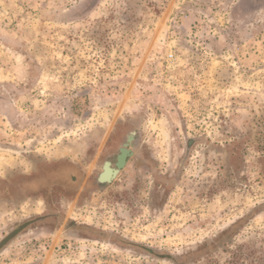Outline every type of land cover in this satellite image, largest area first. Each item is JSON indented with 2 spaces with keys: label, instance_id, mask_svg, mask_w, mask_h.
I'll list each match as a JSON object with an SVG mask.
<instances>
[{
  "label": "rangeland",
  "instance_id": "374dc122",
  "mask_svg": "<svg viewBox=\"0 0 264 264\" xmlns=\"http://www.w3.org/2000/svg\"><path fill=\"white\" fill-rule=\"evenodd\" d=\"M114 127L169 187L82 191ZM62 162L0 200V264H264V0H0V188Z\"/></svg>",
  "mask_w": 264,
  "mask_h": 264
},
{
  "label": "flooded vegetation",
  "instance_id": "af4514ba",
  "mask_svg": "<svg viewBox=\"0 0 264 264\" xmlns=\"http://www.w3.org/2000/svg\"><path fill=\"white\" fill-rule=\"evenodd\" d=\"M131 133H134V136H133V139L131 141V145L128 146V148L132 151V153H133L132 156H130L126 159V163H125L123 169H121L119 172H117L111 178L110 182H108V183L107 182H105V183L98 182V177L100 176V174H102L104 172L103 168H104V165L106 162H109V169L110 170L117 169L116 163H117V156L120 152L119 151L120 147L126 143L127 138ZM137 143H138V134L134 128H130L124 134V132H121L119 128L114 127V130L112 131V135L109 136L105 145L103 146V149L101 152L102 157L100 160L98 171L93 176H90L89 178H87V180L84 182V186L82 187V191L85 192L87 190H90V191L94 190L93 192H95V191L98 192V191H101L102 189H104L106 186H110V185L114 184L115 182L120 181V178L122 177L124 172H126V169L128 167H130L131 169L134 168L132 166H135L134 165L135 161L138 163L140 162L141 167H146L148 170H150V172H151L150 174L153 177V179H154L153 182H155V184L159 183L158 185L161 187H164V188L169 187V184L172 182L173 179L171 180L168 178V176L160 175L159 172L154 169L153 161L151 159H146V156L144 154L140 153L141 149L137 147ZM155 165L156 164H154V166ZM74 167H76V166L69 164V163H66V162H62V163H60L59 166H57V169H55V170H58V171H54L50 167L44 168V167L40 166L37 169V173L39 172L38 174H33L31 176L23 175L25 177L20 176L16 181H14V182H13V180L11 181V182H13L12 185L8 184V185H5L2 188H0V200H2V201L17 200L21 203H26V201H29L30 205H35V204L39 205L40 204L39 199H43L42 201H45V200H47L45 198L50 196L48 194H45V197H44V193H47L49 190L52 191L51 189L53 186H50V184H49L46 187V183H48V181L51 177L55 178V176L60 173V174H62V176H60V177L63 179H67V182H69V183H70V181H71V183L72 182L75 183L76 181H78V182L80 181V179L83 176V172L78 167H76L78 170L74 169ZM136 167L138 169V170H136V172H137L140 170V168L138 166H136ZM71 172H75V175H74L75 180H72L74 178L69 176V174ZM68 176L71 179H69ZM106 177H107V175L105 176V178ZM41 188H45L44 189L45 191L42 194V196H39V195H37V193H38V191H40ZM162 202H163V198H162ZM162 202H161V204H162ZM41 219H43V217H41V215H38L34 218L30 217V219H28L26 222L20 223L19 225H17L18 228L12 236L15 237V234L18 233L19 231H21V229H24L25 227H27L31 223L36 222V221H40ZM70 222H71L70 224H72L73 221H70ZM80 230H81L82 235H84V231L87 234H88V231L91 232L89 229L84 228V226H81ZM235 230H236V228L234 227V225H232L230 228L225 230L227 232H224V234H222V233L218 234L215 237H234L235 233H233V232ZM90 235H91V237H100L101 239L99 241H101V242H105V240H104L105 237H119V235H116L114 233H110L109 230H107V231L102 230L100 235H94L93 233L92 234L89 233V236ZM120 240L126 242L123 239H120ZM108 243H109V241H108ZM110 243H111V241H110ZM112 244L118 246L121 243L119 244L117 242H113ZM215 246L216 247L218 246L217 243H215ZM124 249L129 250V251L135 250V249H133L132 244L130 246L124 248ZM144 250H146L144 255L152 257V252H151L152 249L146 248ZM167 258H168V255H167Z\"/></svg>",
  "mask_w": 264,
  "mask_h": 264
},
{
  "label": "water",
  "instance_id": "95a60500",
  "mask_svg": "<svg viewBox=\"0 0 264 264\" xmlns=\"http://www.w3.org/2000/svg\"><path fill=\"white\" fill-rule=\"evenodd\" d=\"M134 133H131L125 144H123L120 147V152L117 156V163H116V167L117 169L115 170H110L109 169V162H106L103 168V173L100 174V176L98 177V182L100 183H105V182H110L111 178L117 173L119 172L121 169H123L125 163H126V159L130 156H132V151L128 148V146L131 145V141L133 139ZM107 175V177L105 178V176Z\"/></svg>",
  "mask_w": 264,
  "mask_h": 264
}]
</instances>
